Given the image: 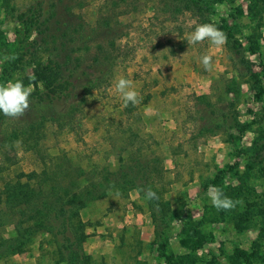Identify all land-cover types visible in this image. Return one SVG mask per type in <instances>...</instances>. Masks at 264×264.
<instances>
[{
    "label": "rangeland",
    "instance_id": "rangeland-1",
    "mask_svg": "<svg viewBox=\"0 0 264 264\" xmlns=\"http://www.w3.org/2000/svg\"><path fill=\"white\" fill-rule=\"evenodd\" d=\"M35 1L11 0L10 4L22 9ZM63 2L73 16L91 25L108 15L117 18L120 37L115 40V61L102 86L87 96L77 89L75 97L60 104V113L73 107L78 110L71 121H47L34 150L14 142L3 146V139L10 140L19 128L20 118H7L2 124L0 239L15 236L17 221L16 210H10L1 195L4 184H23L26 175L44 169L47 180L39 186L40 174L29 184L41 189V202L52 206L55 183L65 187L70 178L82 173L76 178L82 189L108 170L124 175L134 186L110 188L80 211L86 224L82 250L89 264H264V173L252 162L253 141L264 123L260 127L252 123L240 140L236 138L242 123L264 114V95L254 99L260 83L264 86V7L251 0L202 3L210 22L233 31L259 83L241 78L237 56L226 44L221 48L209 41L189 45L187 37L200 23L193 13L174 9L170 0ZM1 12L0 84L15 79L26 84L32 67L25 55H21L22 69H15L20 67L18 62L11 63L13 26L3 20ZM98 41L102 35L94 40ZM205 54L213 58L210 71L201 63ZM120 77L133 81L140 93L138 104L123 107L115 91ZM43 88L41 83L33 86L35 92ZM230 164L237 166L223 175L218 187L228 197L237 194L232 199L238 203L232 210H217L207 196L210 181ZM55 170L67 176H52ZM148 188L159 193V211L150 208L142 191ZM187 231L200 247L184 246ZM72 234L69 230L68 235ZM162 242L171 263L158 252ZM59 247L58 237L39 231L22 254H3L0 264H67L60 259Z\"/></svg>",
    "mask_w": 264,
    "mask_h": 264
},
{
    "label": "trees",
    "instance_id": "trees-1",
    "mask_svg": "<svg viewBox=\"0 0 264 264\" xmlns=\"http://www.w3.org/2000/svg\"><path fill=\"white\" fill-rule=\"evenodd\" d=\"M10 1L0 0V11H2L3 20L13 26L15 57L11 63L18 62L20 67H14L20 70L22 69L21 55L27 56L29 60L26 63L32 67V77L25 85L31 83L36 86L37 83H41L44 91L32 92L30 110L20 118L19 128L12 132L10 140L3 139V146H11L14 142L34 150L47 121L60 123L62 120L66 122L72 120L73 113L78 110L77 107L69 108L64 113L58 110L61 103H66L67 98L72 95L75 97L73 91L78 89L81 96H87L106 82V76L110 73L115 61L113 51L116 48L115 40L120 37V34H117L119 22L117 18L115 20V17L111 18V15H108L91 25L82 17L73 16L70 6L63 5V0H36L22 9L14 7ZM203 1L170 0L174 9L193 13L200 24L213 23L206 15V10L202 6ZM251 1L254 5L264 7V0ZM216 26L227 36L226 47L234 51L237 56V65L243 70L241 78L255 82L259 75L252 72L249 63L241 55V45L233 36V31L223 24ZM100 35H102V41L94 42ZM3 52L7 54V51L3 50ZM43 55L44 58H42ZM261 75L264 78V67ZM263 95L264 86L260 83L254 99L258 100ZM81 102L83 103V99ZM7 118L9 117L0 113V128ZM263 118L264 114L253 120L254 122L242 123L236 138L240 140L252 123L260 127L264 123ZM216 127L220 125L217 124ZM258 135L252 145V162L259 164L261 172L264 173V125L260 127ZM238 152L236 150V153ZM236 166L237 164H230L218 171L211 179L210 185L218 187L223 175L231 172ZM64 173L63 170L51 172L52 176H67V173ZM40 174L43 178L38 179L39 186L47 180V171L43 169ZM40 174L26 175L28 180L23 184L16 182L6 183L3 186L1 195L4 197V203L10 210H16L14 215L17 216V221L14 224L15 236L6 240L0 239V256L8 253L22 254L33 234L49 231L55 238H59L60 259L67 264H89V258L82 250V243L86 238V224L80 219V211L90 201L104 197L110 188L130 190L134 185L125 180L124 175L119 177L108 170L103 171L99 180L97 178L82 189H79L76 181L78 176L83 175L82 173H78L75 178H70L65 187H57V183L50 179L55 183L52 186L55 203L49 206L41 202V189L35 190L29 184L30 180L40 178ZM153 191L158 199L149 200L152 212L160 209L159 193L157 190L153 189ZM233 196L237 198V194H229L230 198ZM30 222L31 224L28 225L27 223ZM69 230L73 231L71 236L68 235ZM193 230L196 232L195 227ZM184 233L187 235L183 241L185 247L190 246L192 250L200 247L201 243L197 244L196 241L191 240L190 231ZM165 247V242L160 243L158 252L167 263H171L172 257L163 252ZM235 253L239 256L244 255L237 250Z\"/></svg>",
    "mask_w": 264,
    "mask_h": 264
},
{
    "label": "clouds",
    "instance_id": "clouds-1",
    "mask_svg": "<svg viewBox=\"0 0 264 264\" xmlns=\"http://www.w3.org/2000/svg\"><path fill=\"white\" fill-rule=\"evenodd\" d=\"M204 41H209L213 46L221 48L227 43V36L213 23L198 24L188 35L187 43L196 45ZM12 58L14 59V57ZM4 59L8 60L9 57L6 56ZM201 63L206 71L212 70L213 58L211 55H203ZM33 91L32 84L25 85L22 79L10 80L6 84H0V113L12 119L24 117L30 110V97ZM115 91L120 95L125 108L129 104L134 106L140 102V93L130 79L120 77L115 83ZM142 191H144L147 199H158L157 194L151 188L142 189ZM207 196L212 206L217 210L229 211L238 203L216 186H210Z\"/></svg>",
    "mask_w": 264,
    "mask_h": 264
}]
</instances>
